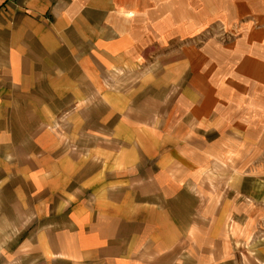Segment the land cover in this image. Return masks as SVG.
Masks as SVG:
<instances>
[{"label":"rangeland","instance_id":"374dc122","mask_svg":"<svg viewBox=\"0 0 264 264\" xmlns=\"http://www.w3.org/2000/svg\"><path fill=\"white\" fill-rule=\"evenodd\" d=\"M244 7L239 6L231 27H210L189 40L143 48L137 62L107 69L101 77L95 72L93 80L61 81L54 89L60 95L59 111L43 110L39 95L46 86L39 81L10 83L6 90L23 97L17 107L14 101L13 119L19 123L14 125L12 142L14 175L0 176V264H86L85 258L97 257L41 254L45 249L54 251L59 223L53 213H35L33 204L44 194L46 201H54L60 189L53 185L51 190L37 191L17 176V152L27 148L61 157L63 170L85 173L83 183L98 167L110 168L111 176L116 168H122L121 176L134 167L183 170L179 178L190 198L179 216L186 219L180 224L188 227L189 238L175 241L172 264H264V130L259 124L264 119L252 123V116L230 118L234 104L243 107L252 97L264 109V62L251 54L238 58L222 53L215 58L198 48L209 41L227 46L263 37L264 22L246 16ZM203 54L207 62L199 61L197 55ZM185 93H189L188 114L181 112ZM222 99L235 103H221ZM40 121L47 133H32L29 129ZM163 123L206 124L170 131ZM54 126L59 132L55 136ZM181 131L188 135L182 138ZM71 159L80 164L71 166ZM139 179L147 182L150 176L143 172ZM152 188L143 185L142 190ZM53 195L56 198L50 199ZM94 196L89 193L85 199ZM63 199L68 210L72 200ZM82 231L85 234L83 224ZM141 258L149 264L165 261Z\"/></svg>","mask_w":264,"mask_h":264},{"label":"crops","instance_id":"0c3cea01","mask_svg":"<svg viewBox=\"0 0 264 264\" xmlns=\"http://www.w3.org/2000/svg\"><path fill=\"white\" fill-rule=\"evenodd\" d=\"M241 5L245 6L246 16L264 22V0H0V82L3 81L0 87L5 90L0 91V176L14 175L12 142L14 125L19 123H14L13 114L23 95L15 97L6 90L12 81L33 79L44 84L46 89L40 87L39 95L43 110L59 111L60 95L54 89L61 81L93 80L95 72L100 76L107 69L137 62L143 48L189 40L210 27H231L237 21ZM254 37L227 46L209 41L198 48L215 58L222 53L238 58L251 54L264 62V35ZM197 56L199 61L207 62L204 54ZM185 95L181 112L188 114L189 93ZM197 98L200 100L198 94ZM250 100L243 107L234 104L230 118L252 116V123H259V117L263 120L264 109L254 104L253 97ZM41 118L46 120L44 115ZM25 124L26 127L28 123ZM187 124L196 128L206 123H163L170 131ZM259 124L264 130V123ZM46 127L40 121L29 130L38 135L47 133ZM181 132L182 138L188 135ZM52 133L53 136L59 133L56 126ZM24 151L20 149L16 155L20 163L17 176L22 182L37 191L51 190L53 185L60 189L55 192L57 199L54 195L50 198L54 201H46L44 194L33 204L35 213H53L59 223V232L54 231L57 241L54 251L45 249L42 255L97 256L95 260L85 258L86 264H149L141 257L155 256L165 261L152 264H172L175 241L189 238L188 227L180 224L186 219L179 216V209L188 207L190 198V192L181 186L183 175L182 180L179 176L183 170L134 167L121 176L122 168H116L111 176L110 168L98 167L83 183L81 177L85 173L63 170L61 157L51 158L41 150ZM71 161V166L80 164L77 159ZM143 172L150 180L142 183L139 176ZM143 185L153 188L144 193ZM89 193L95 199H85ZM64 196L72 200L68 210ZM108 256L114 260L105 258ZM117 257L121 262L115 261Z\"/></svg>","mask_w":264,"mask_h":264}]
</instances>
